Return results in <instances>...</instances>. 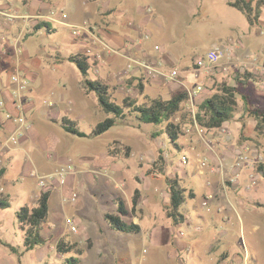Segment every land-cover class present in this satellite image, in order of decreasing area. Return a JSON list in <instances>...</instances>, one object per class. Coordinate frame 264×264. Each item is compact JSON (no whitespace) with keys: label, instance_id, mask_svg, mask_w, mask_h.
Wrapping results in <instances>:
<instances>
[{"label":"rangeland","instance_id":"374dc122","mask_svg":"<svg viewBox=\"0 0 264 264\" xmlns=\"http://www.w3.org/2000/svg\"><path fill=\"white\" fill-rule=\"evenodd\" d=\"M158 1L160 5L164 4V0ZM252 1L255 4L258 0ZM140 3V7L145 11L147 23L144 28L137 30V34L134 35L137 37L136 41H140V44H144L156 54L168 49L177 50L178 55L182 56V62L169 64L167 69L178 70L180 72L178 78L175 81H168L163 77H151L145 72L131 81L117 84L108 82L105 71L102 76L91 72L89 79L107 84L113 99L119 104L128 97L138 104H146L157 98L169 100L179 91H194L201 86L202 93L192 100L189 99L184 106L183 114H178L174 120L175 123H180L183 135L176 143H171L165 125L136 127L121 123L104 135L94 137L92 133L95 127L110 116L101 110L95 94H86L93 96L89 100L92 109L87 113V118L77 119L76 116H70L67 120L89 137L79 138L70 134L72 137L70 149L63 150L70 155L67 157L69 162L67 164H72L76 174L78 168L75 166L77 167L79 162L78 158L97 159L99 155L103 157L106 153L108 160H115L114 169L109 166L108 170L102 172L101 168H94L93 175L97 180L93 184L88 182L87 190L81 194L83 209L75 204L70 210L69 206L74 204L70 203L69 196L65 197L61 193L63 186L53 181L50 175L44 174L45 172H37L31 155L28 157L25 152H20L17 154L18 158L12 162L3 160V163L0 160V166L6 168V174L0 180V186H4L6 192L5 195L1 193L0 198H7L10 204L9 208L0 209V264H68L71 258H77L79 264H108V243L97 246L95 244L97 239L91 231L82 235L75 233L74 230L77 228L73 229L69 226L67 219L73 220L74 227L80 222L83 225L104 228L108 235L105 216L119 206V203L116 204L114 201V193L118 199L124 201L125 207L127 203L130 207L132 205L133 209L139 197L135 189L137 184L144 180L151 181L156 183V186L160 185L163 190L167 189L169 179L179 180L181 177L184 179L180 185L187 190V193L193 190L197 195L198 201H189L186 207V210L194 211L197 202L203 201L202 188L205 178L199 174L200 160L207 158L209 166L220 162L224 165L235 163L239 151H242L249 161L239 171L237 185L232 189L235 193L229 190V183H225L229 189L223 190L227 206L230 200L233 204L226 210H237L239 216L234 211L229 217L230 220L227 216L224 218L226 225H220L217 229L221 237L218 240L220 241L218 249L227 253L224 262L220 264H264V226L262 225L264 224V176L260 171V165L264 166V136L256 135V123L244 114L242 99V95H245L249 97L250 107L264 110V75L257 73L253 68V65L264 67V56L260 55L262 51L264 53V7L259 24L252 27L242 13L227 5V0H189V10L183 8V11L178 10L177 4L172 3L170 8L160 6L158 13L156 10L152 11L143 2ZM77 23V26H84L85 22L77 21ZM101 27L106 26L101 25ZM72 34L73 29L66 31L57 28L54 34L39 36L35 41L46 43L52 48L59 42L60 52L69 54L72 53L75 44ZM156 46L158 49L155 48ZM215 49L221 51V58L214 69L201 70L196 75L188 72L192 68V70L196 69L195 62ZM86 55L94 57L89 62L91 67H96L100 60L105 62V56L98 57L99 54L93 50L92 54ZM106 56H108L107 52ZM184 65H188L189 68L184 69ZM51 66L44 62L42 75L53 79L55 84L43 90L41 94L50 101L55 99L52 90L59 92L63 79L73 82L75 88L84 80L81 72L74 65H71L73 71L68 66H63L65 71L63 75L54 73ZM105 68L108 70V62ZM244 71L261 76V81H251L246 90L241 89V95L238 97V112L235 118L226 124L228 126L209 131L193 125L190 122V114H195L200 104L213 95L222 84L236 85V80ZM41 82V77H35L34 87L37 88ZM80 96L81 98L84 96L82 92ZM73 106V102L69 103L70 112L73 111ZM236 122H239L240 129L234 124ZM65 144H68V140ZM5 153L6 156L7 152ZM184 154H187L192 161L185 167L180 164V158ZM98 172L100 174H97ZM109 174H115L116 182L108 180ZM41 176L45 177L46 183L43 189L39 186ZM116 183L119 184L118 189H115ZM43 191L51 193L49 218L42 227L46 242L31 252H24L27 227L22 230L17 212L25 206L37 207L38 198ZM73 192L77 193L76 190ZM226 193H234L238 202L232 197L227 200ZM216 204L212 202L210 208L218 210ZM125 221L128 220L125 218ZM218 224L223 223L220 221ZM255 226L259 229H255ZM115 232L118 236H128ZM61 239L68 244H76L83 250L82 255L72 252L64 255L57 253L56 247ZM2 242L20 249L23 253L20 263L17 257L2 245ZM144 247L148 246L145 244ZM142 252L141 247L136 249L135 261L131 264H171L167 250H161L158 256H155L151 250L150 257H153L147 261L142 260ZM183 259L186 261V258ZM117 264L125 263L119 261ZM193 264L201 263L193 261Z\"/></svg>","mask_w":264,"mask_h":264},{"label":"crops","instance_id":"0c3cea01","mask_svg":"<svg viewBox=\"0 0 264 264\" xmlns=\"http://www.w3.org/2000/svg\"><path fill=\"white\" fill-rule=\"evenodd\" d=\"M140 2L148 5L152 11L156 10L157 13L160 6L170 8L172 3L177 4L178 10L181 11L183 8L189 10L190 7L189 0H164V4L161 5L158 0H0V101L5 103V106L0 108V160L3 163L7 160L12 162L18 158L17 154L25 152L28 157L29 155L33 157L34 169L37 172H45L44 174L47 175L55 173L61 165L69 163L67 157L70 156L63 150L70 149L72 137L64 130L62 121L67 120L70 116H76L77 119L87 118V113L91 112L92 105L89 100L93 96L86 95L89 93H86L83 88V80L75 88L73 82L63 79L59 92H53V90L51 92L52 95H55L53 96L55 99L51 101L55 106L47 107L44 101L50 100L41 94L55 82L47 76L43 77L44 62L52 65L54 73L63 75L65 72L63 66L65 65L73 71L71 67L73 64L69 63L67 58L86 55L87 50H93L99 54L98 57L104 55L105 62L100 60L96 67L90 66L89 75L91 72H95L98 76H102L106 71L108 82L117 84L131 81L135 77L145 74V65L156 64L166 69L169 64L182 62V56L178 55L175 49L164 50L156 54L144 44H140V41H136L137 37L134 35L137 34V30L144 28L147 23L145 11L140 7ZM61 10L68 15V24L77 26V21H83L90 28V31L85 32L83 37L77 38L72 34L75 44L72 53L69 54L60 52L59 42L52 48L46 43L35 41L39 36L54 34L57 28L66 31L71 29L65 24L48 19L52 11L59 12ZM4 13L14 14L17 19L7 22L1 16ZM43 24L48 26L42 27ZM101 25L106 27H101ZM39 26L42 28L39 29ZM106 52L108 56H106ZM260 55L264 56L263 51ZM86 57L90 56L86 55ZM93 58H88V61L91 62ZM107 62L108 70H105ZM183 68L187 69L189 66L184 65ZM192 69L188 72H192ZM14 74H20L30 81L29 90L19 95L20 100H17L15 95L16 86L11 82V76ZM35 77L42 78V82L37 88L34 87ZM80 92L84 95L82 98ZM19 101L24 104L25 115L32 128L20 140L19 145L10 146L7 143V137L17 130L18 125L14 121L8 120L6 115L8 113L13 116L18 115L15 103ZM71 102L74 105L72 112L69 107ZM99 107L95 106L100 110ZM234 124L240 129L239 122ZM67 140L68 144H65ZM5 152H7L6 156ZM78 161L77 167L75 166L78 171L76 174L68 176L67 186H63L61 193L67 197L73 190H76L78 200L75 204L83 209L81 194L87 190L88 182L93 184L97 180V177L93 175L95 174L93 169L101 168L102 172L108 170L109 166L114 169L115 160H108V155L104 153L103 157L99 155L97 159L81 157L78 158ZM190 162L192 163L191 160ZM233 163L224 165L223 162H220L210 166L203 173L199 171V174L205 178L202 188L203 201L197 202L194 211L186 210L189 201L197 200V195L191 190L194 198L186 200L181 210L185 217L183 223L175 224L167 217L166 208L170 206L171 202L169 186L162 190L160 185L156 186V183L144 180L135 188L139 197L134 205V210L132 205L130 207L126 203L127 215L122 217L127 225H138L140 227L138 233L126 234L128 236L125 237L118 236L108 223V235L104 228L83 225L80 222L75 228L81 235L91 231L97 239L95 242L97 246L108 243V264H117L119 261L125 264L133 263L138 247L143 249L142 260L144 259V261L153 257H150L151 250L155 256H158L161 250H167L171 264H186V262L193 264V261L201 264H220L224 262L227 253L218 249L220 243L218 240L221 237L217 233V229L220 225H226L224 218L227 216L230 220L229 217L234 211L239 216L237 210H226L229 206H233L231 197L238 202L235 198V190H232L237 185V182H231L234 175ZM193 165L195 166V164ZM2 167L0 166V169L5 170V175L6 168ZM184 175L186 174L184 173ZM114 176L115 174H109L108 180L116 182L115 178L117 177ZM180 179L182 182L184 178ZM225 183H229L230 189ZM118 188L119 184L116 183L115 189ZM226 189L234 192L226 193L227 200H230L228 206L223 197V190ZM5 192L6 188L0 186V194ZM208 196H212V198L208 199ZM117 200L118 197L114 193L116 204ZM212 202L217 203L218 210L210 208ZM75 204L69 206V209H73ZM203 208L207 210H202ZM108 214L117 215L118 208ZM125 218L128 221H125ZM220 221L223 224H218ZM262 225L264 226V224ZM255 229H259V227L255 226ZM145 244L148 247H144ZM182 258H186V261Z\"/></svg>","mask_w":264,"mask_h":264},{"label":"trees","instance_id":"16d2710c","mask_svg":"<svg viewBox=\"0 0 264 264\" xmlns=\"http://www.w3.org/2000/svg\"><path fill=\"white\" fill-rule=\"evenodd\" d=\"M227 5L242 13L250 26L254 27L260 22L264 0H258L255 4L252 0H227ZM42 27H47L43 24ZM39 26V29L42 28ZM69 63L75 65L81 72L83 88L86 93H93L98 99L101 110L108 116L100 122L93 130L92 136L99 137L110 131L115 126L125 123L140 127L142 125L163 126L165 125L166 133L171 143H176L182 134L180 123L174 120L178 114H183L184 106L188 103L190 96L187 90H182L174 94L171 99L163 100L161 98L153 99L146 104H138L131 98H125L121 104L117 103L109 91V86L99 80L89 79V61L84 55L71 56L66 59ZM236 80V85L222 84L217 91L206 98L198 107L195 114H190V122L205 130L221 129L226 123L232 121L238 112V97L241 95V89L246 90L251 81L260 82L261 76L244 71ZM244 101V114L256 122L255 132L257 136H264V110L256 107H250L249 97L242 95ZM64 130L73 136L79 138H88L89 135L79 131L72 123L64 119L62 121ZM245 125H243L244 127ZM260 171L264 176V166L260 165ZM5 173L0 169V179ZM168 186L170 189L171 202L166 208L167 217L175 224L183 223L184 214L181 212L186 200L194 198V194L180 185L177 178L169 179ZM50 191H43L38 198L37 207L30 208L25 206L17 212V218L22 230L27 227L24 236V252H31L37 246L44 244L46 239L42 234V227L49 218V200ZM118 214L105 216L107 223L113 230L124 233H138V225H127L122 217L127 215L126 207L122 199H118ZM10 204L6 198H0V209L9 208ZM135 208V206H134ZM13 255L21 262L23 253L19 248L8 243H3ZM57 253L68 254L76 253L82 255L83 250L79 249L76 244H68L65 240H60L56 247ZM68 264H79L77 258L68 260Z\"/></svg>","mask_w":264,"mask_h":264},{"label":"built area","instance_id":"2783aa9c","mask_svg":"<svg viewBox=\"0 0 264 264\" xmlns=\"http://www.w3.org/2000/svg\"><path fill=\"white\" fill-rule=\"evenodd\" d=\"M1 16L5 18L7 22H12L17 19V16L14 14H7L4 13ZM56 18V20H55ZM58 18V21H57ZM48 19H51L55 22H59L61 24H65L69 26L71 29H73V34L77 38L83 37L85 32L90 31L89 25L87 23H84V26H76V25H70L67 23L68 20V15L63 11H52L51 14L49 15ZM156 49H158L156 47ZM87 54H92L91 50H87ZM221 58V51L219 49H215L211 52H209L205 57H202L199 59L197 62H195L196 69L192 71L194 75H196L199 71L205 70V71H210L216 67L218 64L219 60ZM146 69V72L154 78H160L163 77L168 81H175L178 76L180 75V72L175 69H164L160 65L156 64H150V65H145L144 66ZM253 68L256 69L257 73H261L264 75V67L259 66V65H253ZM11 82L16 86V98L17 100H20L19 95L22 92H27L30 88V81L21 76L20 74H14L11 76ZM264 84V82H263ZM203 91V88L201 86H198L194 91H189V96L190 99H194L198 97ZM44 103L47 105L48 108H53L55 105L51 101H44ZM5 106V103L3 101H0V108H3ZM15 107L18 110V115L13 116L12 114L8 113L6 115V118L10 121H14L17 123L18 128L15 130L9 137H7V143L10 146H17L20 143V140L26 135V133L32 128V125L30 122H28L26 115H25V109H24V104L19 101L18 103H15ZM249 161V158L245 156V154L242 151L238 152V156L236 159V162L232 165V170L234 172L233 179L231 180L232 183L237 182L239 178V171L244 167V164ZM190 163V158L188 157L187 154H184L180 158V164L181 166L185 167L188 166ZM209 162L207 158H204L203 160H200L199 163V171L202 173L208 169ZM218 170V168H216ZM70 174H74V168L72 164H66L63 165L60 169H58L55 173L50 175V178L53 179V181H56L58 184L61 186L66 185L67 178ZM45 177L41 176L39 178V186L43 189L46 187L45 183ZM2 191V190H1ZM212 196H208V199H211ZM71 204H75L78 200V195L77 193L73 192L69 198ZM67 201V198H65ZM206 202L204 205L206 206ZM67 224L71 227H74V222L71 219H67ZM75 233H77V230H74ZM182 234V233H181Z\"/></svg>","mask_w":264,"mask_h":264}]
</instances>
